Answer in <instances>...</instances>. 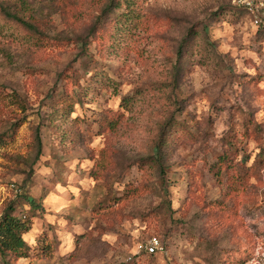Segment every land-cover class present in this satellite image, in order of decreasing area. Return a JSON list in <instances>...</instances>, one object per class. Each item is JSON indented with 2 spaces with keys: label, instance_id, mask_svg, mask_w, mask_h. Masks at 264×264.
<instances>
[{
  "label": "rangeland",
  "instance_id": "rangeland-1",
  "mask_svg": "<svg viewBox=\"0 0 264 264\" xmlns=\"http://www.w3.org/2000/svg\"><path fill=\"white\" fill-rule=\"evenodd\" d=\"M0 5L36 29L0 18L13 264H264V0H133L119 36L111 0Z\"/></svg>",
  "mask_w": 264,
  "mask_h": 264
},
{
  "label": "trees",
  "instance_id": "trees-1",
  "mask_svg": "<svg viewBox=\"0 0 264 264\" xmlns=\"http://www.w3.org/2000/svg\"><path fill=\"white\" fill-rule=\"evenodd\" d=\"M111 2L114 3V6L116 4L115 7L117 8L125 7L126 11L123 14L125 17L124 22L115 27L112 35H122L123 31H128L129 34V24L132 22V19L129 16L132 15L131 10L133 0H111ZM0 7V18L14 21L36 32V29L30 22V19L28 20L22 18L17 13H12L2 5H0ZM135 101L134 97H126L123 99L121 107L128 109ZM38 143L40 149L42 146L40 136H38ZM160 147L161 146H159V148ZM25 201L29 203L31 210H43V205L40 202H36L35 200H30L28 198H25ZM14 209V206L10 205L0 217V264H13V262L18 259L28 258L31 253V246L24 240L23 237L30 232L32 220L27 216H15L13 214Z\"/></svg>",
  "mask_w": 264,
  "mask_h": 264
},
{
  "label": "built area",
  "instance_id": "built-area-1",
  "mask_svg": "<svg viewBox=\"0 0 264 264\" xmlns=\"http://www.w3.org/2000/svg\"><path fill=\"white\" fill-rule=\"evenodd\" d=\"M248 7H250V11L253 13H259L260 10L263 9V6H262V8H260V6H256L255 7L256 10L254 11L253 10L254 8L252 7L251 3H248ZM255 23H256V25H259L261 23L258 16H256ZM0 163H1V155H0ZM146 250L149 254H155V253H157V251L162 250V247L160 245V242L158 240L154 239L148 244V246H146Z\"/></svg>",
  "mask_w": 264,
  "mask_h": 264
}]
</instances>
